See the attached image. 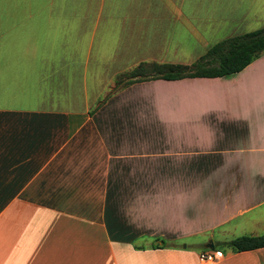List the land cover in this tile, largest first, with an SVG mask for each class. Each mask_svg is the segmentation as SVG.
<instances>
[{"label": "crops", "instance_id": "0c3cea01", "mask_svg": "<svg viewBox=\"0 0 264 264\" xmlns=\"http://www.w3.org/2000/svg\"><path fill=\"white\" fill-rule=\"evenodd\" d=\"M0 9L47 23L57 13L85 44L69 52L80 68L0 67V85L37 87L0 95V264H203L209 242L216 264H264V247H222L264 235V53L227 77L117 82L143 63L191 65L210 42L255 30L264 0ZM187 40L195 61H180Z\"/></svg>", "mask_w": 264, "mask_h": 264}, {"label": "rangeland", "instance_id": "374dc122", "mask_svg": "<svg viewBox=\"0 0 264 264\" xmlns=\"http://www.w3.org/2000/svg\"><path fill=\"white\" fill-rule=\"evenodd\" d=\"M22 1L28 2L34 0ZM0 2L2 3L4 0H0ZM38 13L33 11H9L0 9V67L40 68L39 70L65 68L64 70H67L68 68H73L72 66L74 68L84 66L85 60L68 59L70 57L69 52L81 51L85 47V44L83 45L81 43L83 36H77L79 34L76 31L79 29L73 27L71 22L68 23L71 26L68 24L62 25L58 21L62 18L57 13H55L52 22L47 23L43 20L41 22L34 17ZM262 27H264V21L255 30ZM209 45L210 48L213 42H210ZM184 46L186 49V57L180 61H195L193 57L199 49L195 50L193 42H189L188 40L184 43ZM71 62L74 65L69 66ZM135 68L127 73L129 74ZM30 77L35 80L37 76L31 75ZM78 77L80 78V76ZM124 77L129 78V76L123 74L117 77V82L120 81L119 84H123ZM1 84L3 86L0 85V95H9L18 91H22L28 96H34L37 93L35 81L18 87L15 82H8L2 79ZM261 211L264 212V209ZM261 211L255 214H260ZM246 235L248 234L242 236ZM183 243H187V239Z\"/></svg>", "mask_w": 264, "mask_h": 264}, {"label": "trees", "instance_id": "16d2710c", "mask_svg": "<svg viewBox=\"0 0 264 264\" xmlns=\"http://www.w3.org/2000/svg\"><path fill=\"white\" fill-rule=\"evenodd\" d=\"M264 53V27L237 34L212 45L191 65L139 64L129 74L126 84L146 80H179L194 77H227L247 67ZM234 252L264 247V235L240 236L222 244Z\"/></svg>", "mask_w": 264, "mask_h": 264}, {"label": "built area", "instance_id": "2783aa9c", "mask_svg": "<svg viewBox=\"0 0 264 264\" xmlns=\"http://www.w3.org/2000/svg\"><path fill=\"white\" fill-rule=\"evenodd\" d=\"M222 258V253L217 250H206L199 254V260L203 264H216Z\"/></svg>", "mask_w": 264, "mask_h": 264}, {"label": "water", "instance_id": "95a60500", "mask_svg": "<svg viewBox=\"0 0 264 264\" xmlns=\"http://www.w3.org/2000/svg\"><path fill=\"white\" fill-rule=\"evenodd\" d=\"M206 248L209 249V250H214V246H213L212 242H209V243L206 245Z\"/></svg>", "mask_w": 264, "mask_h": 264}]
</instances>
